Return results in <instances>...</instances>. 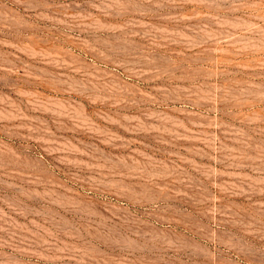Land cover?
Instances as JSON below:
<instances>
[{
  "label": "rangeland",
  "instance_id": "1",
  "mask_svg": "<svg viewBox=\"0 0 264 264\" xmlns=\"http://www.w3.org/2000/svg\"><path fill=\"white\" fill-rule=\"evenodd\" d=\"M0 264H264V0H0Z\"/></svg>",
  "mask_w": 264,
  "mask_h": 264
}]
</instances>
